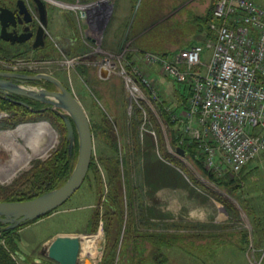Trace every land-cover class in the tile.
Masks as SVG:
<instances>
[{"label":"rangeland","instance_id":"rangeland-1","mask_svg":"<svg viewBox=\"0 0 264 264\" xmlns=\"http://www.w3.org/2000/svg\"><path fill=\"white\" fill-rule=\"evenodd\" d=\"M100 1L50 3L51 14L60 17L63 12L71 20L74 29L67 32L74 35L75 42L70 53L54 46L55 50L39 61L33 54L9 57L0 51V59L20 61L16 70H40L60 78L83 103L94 130V169L62 206L14 232L19 250L34 258L44 257L42 245L56 234L80 235L82 257L101 264L107 244L105 226L111 223L108 226L114 228L113 220L106 216V201L116 183L110 178L111 172L117 167L125 209L120 240L125 239L131 224H136L139 231H154L152 224L163 223L175 232L178 223L179 233L193 234L189 239H181L187 248L175 239L168 246L160 245L158 250V245L148 242L145 264H264V163L232 174L237 182L229 190L210 181L188 156L175 151L171 131L159 107L167 111L180 107L186 101L181 93L186 84L173 80L159 65L143 61L139 51L154 48L176 53L185 45L205 42L195 20L212 10L215 0H103L109 7L107 14L94 24L93 16L90 24L81 17V9L86 12L84 5L89 3L100 7ZM256 1L264 6V0ZM148 5L154 17L142 22L137 31L136 14ZM205 49L207 58L210 49ZM130 53L135 54L134 63L130 62ZM107 62L113 63L110 66L114 70L110 73L107 70L106 76L101 66ZM128 65L150 81V85L141 84L143 98L133 96L126 83L123 70L140 77ZM80 66L89 69L85 76ZM0 113L8 112L0 110ZM104 117L114 125L113 137L107 138L103 131ZM38 121H46L53 128L55 140L50 134L42 138L43 143L53 141V144L10 179L0 176V185L12 184L30 170L35 160L48 159L60 146L66 130L61 131L54 120L39 118L20 124ZM11 158L12 151L1 145L0 163ZM217 196L224 200H218ZM227 204L233 206L234 215L230 216ZM95 212L98 218L93 220ZM253 223L258 226L257 231ZM90 224L95 225V230H89ZM244 230L252 235L250 241H242ZM88 235H97L94 256L85 251L84 238ZM154 252L161 254L162 262L151 259Z\"/></svg>","mask_w":264,"mask_h":264},{"label":"built area","instance_id":"built-area-1","mask_svg":"<svg viewBox=\"0 0 264 264\" xmlns=\"http://www.w3.org/2000/svg\"><path fill=\"white\" fill-rule=\"evenodd\" d=\"M89 4L84 5L86 12L94 5ZM81 11L87 20L91 11ZM213 11L219 19L210 23L214 40L181 48L174 58L152 51L141 57L190 86L188 105L173 114L184 133L179 142L195 141L208 169L239 173L251 161L264 158V6L256 0H217ZM205 48L210 49L208 59ZM17 64L20 61L0 59L2 68ZM132 69L140 77L123 70L126 83L133 96L143 98L141 84L150 81Z\"/></svg>","mask_w":264,"mask_h":264},{"label":"trees","instance_id":"trees-1","mask_svg":"<svg viewBox=\"0 0 264 264\" xmlns=\"http://www.w3.org/2000/svg\"><path fill=\"white\" fill-rule=\"evenodd\" d=\"M148 1V0H147ZM217 0L214 1L212 10H209L208 13L205 15L197 16L195 22L199 29V35L205 38V42H199L201 44H206L209 40H214L216 38V33L214 30L211 29L210 23L219 21V19L214 15V7L216 5ZM146 5V4H145ZM154 13L150 9V6H145L144 8L140 9L137 14L135 21L137 25L135 26V30L140 28L139 26L143 25L149 18L150 20L154 17ZM160 17L159 15H157ZM145 26V25H144ZM144 28V27H143ZM142 28V29H143ZM139 31V30H137ZM189 45H185L187 47ZM183 47V48H184ZM140 49V48H139ZM0 51L3 53L0 45ZM140 55L146 51H152L164 55L169 58L175 57V52L170 51H160L153 49H140ZM9 57L20 56L23 53H13L8 52L4 53ZM135 56L134 53H130L129 58L130 62H133V57ZM81 74L85 76V73L89 69H85L83 66H80ZM87 68V66H86ZM128 69H132V65H128ZM181 89V88H180ZM182 95L184 96L186 101H183L180 104V107H176L172 110H168L166 108H161L160 113L163 116L164 122L166 123L167 128L171 131L172 142L175 151L177 148L181 147L185 149L187 156L193 163L203 172L207 178L214 182L215 184L225 187V188H235L234 185L237 182V177L232 176V172H226L223 174L216 173L215 171L208 169L204 163V155L199 150L197 143L195 141H189L187 139L184 143H180L179 140L184 137V133L182 131L181 124L178 120H176L173 114L181 108H185L190 99L191 90L188 84L184 85L183 90H181ZM17 99H21L19 97H15ZM29 105H24L15 101H12L8 98L3 97L0 95V110L8 112V115L5 116L3 119L0 120V129H7L13 128L20 124L21 122L25 121H32L37 120L39 118H49L54 120L58 126L61 128V131L66 130V134L62 137L60 146L56 150L54 154H52L46 160H35L33 162V166L19 176L15 181H13L10 185H0V200L5 201H17V200H26L34 198L38 195H41L47 191H50L60 185H62L74 167L75 159L78 153V143L76 142V146L72 154L69 153L68 144L69 141L67 139V129L64 123L61 114L53 110L51 108H44V103L40 101L31 100L29 98L23 97ZM188 99V102H187ZM103 123V131L105 135L108 137H113L115 128L112 123L109 122L108 117H104ZM93 128V127H92ZM94 132V130H93ZM63 135V134H62ZM185 138H188L185 137ZM247 167V166H246ZM244 167V168H246ZM242 171H245V169ZM94 169V158L92 157V162L90 165L89 173L92 172ZM119 169L115 167V169L111 172V179L116 180L114 184V188L112 187V191L110 192V198H107L106 201V216L109 219L113 220V229H110L107 224L106 228V235H107V244H106V251L104 254V258L101 264H145L147 259V252L148 251V242H151L154 246L158 245L156 249H160L162 245L168 246L171 244V240L175 239L178 241L180 246L183 248H187L186 245L182 244L187 238H191L193 236L192 233L183 235L179 233L180 225L178 223L175 224V232L170 231L172 227L163 225H159L158 223L152 224L151 227L154 228L152 230L147 231H139L136 228V224H131V227L128 229V233L124 240H120V228L122 227L123 223V216H124V207H123V199H122V184ZM89 173L87 177L89 176ZM86 177V178H87ZM86 180V179H85ZM218 200H224V198L217 196ZM227 211L231 214L230 216L234 215V211L232 209V205L227 204ZM53 212V211H52ZM51 213V212H50ZM48 213V214H50ZM47 214V215H48ZM98 218L96 212L93 216V220ZM38 220V219H37ZM136 220V218H135ZM33 222V221H31ZM28 222L27 224L31 223ZM93 222V221H92ZM91 223V222H90ZM135 223V222H134ZM97 224V222H96ZM3 224L0 222V226ZM26 225V224H25ZM21 225L15 229H8V230H1L0 229V264H57L53 260H50L46 257H42L41 260H35L34 257L27 255L19 250V244L17 238L14 236V232L17 229L25 226ZM112 226V225H111ZM255 227V231H257L258 226L253 223ZM90 231L95 230V225H91L89 227ZM244 242L250 241L251 234L248 231L244 230L242 233ZM182 241V242H180ZM161 245V246H160ZM182 248V247H181ZM244 250V249H243ZM160 253H153L151 259L153 261L162 262L163 259L160 258Z\"/></svg>","mask_w":264,"mask_h":264},{"label":"water","instance_id":"water-1","mask_svg":"<svg viewBox=\"0 0 264 264\" xmlns=\"http://www.w3.org/2000/svg\"><path fill=\"white\" fill-rule=\"evenodd\" d=\"M49 2L46 0H15L16 10L8 5L0 6V38L11 43L34 40L33 47L46 44V28L49 22ZM24 25L19 33L17 28ZM27 32V33H26ZM105 75L107 70L102 67ZM39 83V84H36ZM48 84L54 86L49 88ZM0 95L12 101L29 105L26 97L44 103V108L58 111L64 120L72 154L78 143L76 162L67 180L60 186L31 199L0 200L1 230L15 229L36 221L62 206L83 185L92 162L94 132L89 115L75 93L53 74L14 73L0 70ZM177 152L187 156L185 149ZM83 239L80 235L56 234L41 247V255L57 264H95L91 258L82 257ZM101 249V245L99 246Z\"/></svg>","mask_w":264,"mask_h":264},{"label":"bare ground","instance_id":"bare-ground-1","mask_svg":"<svg viewBox=\"0 0 264 264\" xmlns=\"http://www.w3.org/2000/svg\"><path fill=\"white\" fill-rule=\"evenodd\" d=\"M100 2V7L97 4L91 7V12L89 13L87 18L89 20L92 19V17L94 16L93 24L94 22L98 23V20L102 19V17H105L109 9L108 4L104 5V3L106 2H103V0ZM91 4H89V7ZM110 64L113 63L107 62L105 63V65H103V67L106 70H110ZM48 134H50L51 137L53 136L55 140L54 130L51 125L46 121L29 123L26 122L18 125L14 129H1L0 146L3 145L12 151V158L7 163H0L1 179H10L19 169L26 167L33 157L39 156L40 154H45L46 151L53 144V141H50L48 143L42 142L43 136H47ZM19 138L23 139L24 143H21ZM96 240L97 235H88L84 238V245L86 246L85 251H87L90 255L96 254L94 247Z\"/></svg>","mask_w":264,"mask_h":264},{"label":"crops","instance_id":"crops-1","mask_svg":"<svg viewBox=\"0 0 264 264\" xmlns=\"http://www.w3.org/2000/svg\"><path fill=\"white\" fill-rule=\"evenodd\" d=\"M1 1L2 0H0V3H1ZM50 5L51 4L49 3V23H48V27H47L48 36L53 40V43H54V46L56 47V49L59 48L60 50L64 51L65 54L70 53V48L74 45V42H75V39L73 38L74 35H72V36L68 35V32H67L68 29H70V30L74 29L73 25L71 23V20L63 12H61L62 16H60V17L58 15L51 14V11L53 9L51 8ZM126 16H129V13L126 14ZM88 22L91 24V21L88 20ZM40 50H42L43 53L45 52L43 49H40ZM35 52H33V53L35 55H38ZM209 55L210 54H208V57L206 59L209 58ZM263 163H264V158H257L255 160L251 161L247 165V167L249 168L253 165L259 166V165H262ZM247 167H246L245 171H247V169H248ZM35 258H36V260H41L42 257L35 256Z\"/></svg>","mask_w":264,"mask_h":264},{"label":"flooded vegetation","instance_id":"flooded-vegetation-1","mask_svg":"<svg viewBox=\"0 0 264 264\" xmlns=\"http://www.w3.org/2000/svg\"><path fill=\"white\" fill-rule=\"evenodd\" d=\"M0 5H8L9 7L13 8L14 10H16L15 0H2L1 3H0ZM48 8H49V4H48ZM17 30H18L19 33H22L23 30H24V25L18 26ZM46 32H47V28H46ZM45 40H46L45 46H41V47H37V48H34L33 47L34 40H29V41H26L24 43H17V42L16 43H11L10 41L2 40L0 38V45H1V49H2L3 53H8V52L9 53L10 52H13V53H16V54L17 53H23V54L24 53H29V54H33L34 56H38V58H40L42 56H45V55L49 54L53 50H55L53 40L50 39V37L48 36V33L46 35ZM40 49H43L45 52L43 53L42 50H40ZM33 52H35L38 55H35ZM43 58H40L38 60L39 61H43L44 60ZM0 70L7 71V72H14V73H23V74H34V73L45 72V71H40V70L39 71L38 70H35V71L34 70H29V71H21L20 70L19 71V70H16V68H13V67L12 68H0ZM45 73H49V72H45ZM36 84H39V83H36ZM48 86L51 89L54 88V86L52 84H48ZM17 97H19L21 99L23 98L21 96H17ZM7 115H8V113H7Z\"/></svg>","mask_w":264,"mask_h":264}]
</instances>
